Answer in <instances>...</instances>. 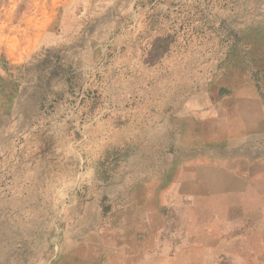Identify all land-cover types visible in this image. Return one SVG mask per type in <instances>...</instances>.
Wrapping results in <instances>:
<instances>
[{
    "label": "rangeland",
    "instance_id": "rangeland-1",
    "mask_svg": "<svg viewBox=\"0 0 264 264\" xmlns=\"http://www.w3.org/2000/svg\"><path fill=\"white\" fill-rule=\"evenodd\" d=\"M192 159H264V0H0V264H75Z\"/></svg>",
    "mask_w": 264,
    "mask_h": 264
},
{
    "label": "crops",
    "instance_id": "crops-1",
    "mask_svg": "<svg viewBox=\"0 0 264 264\" xmlns=\"http://www.w3.org/2000/svg\"><path fill=\"white\" fill-rule=\"evenodd\" d=\"M183 164L174 175L157 179L165 184L149 193V205L137 206L151 215L147 221L121 216L114 230L88 233L65 259L75 264H264V159L244 167L196 159ZM204 198L211 201L209 208ZM170 210L183 218L177 228L161 217Z\"/></svg>",
    "mask_w": 264,
    "mask_h": 264
}]
</instances>
